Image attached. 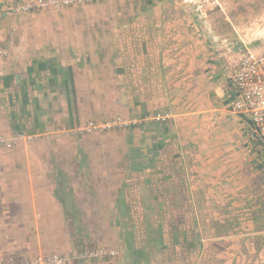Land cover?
<instances>
[{"label":"crops","instance_id":"0c3cea01","mask_svg":"<svg viewBox=\"0 0 264 264\" xmlns=\"http://www.w3.org/2000/svg\"><path fill=\"white\" fill-rule=\"evenodd\" d=\"M161 1L148 3L144 19H95L71 35H0V130L41 136L107 117L106 108L170 114L148 124L143 167L126 159L142 150L0 146V260L104 244L101 221L133 217L142 196L180 212L192 204L195 218L203 203L208 218L224 221L227 242L213 248L225 258L191 264H264V151L249 139L248 115L229 106L225 65L237 39L217 42L184 7Z\"/></svg>","mask_w":264,"mask_h":264},{"label":"rangeland","instance_id":"374dc122","mask_svg":"<svg viewBox=\"0 0 264 264\" xmlns=\"http://www.w3.org/2000/svg\"><path fill=\"white\" fill-rule=\"evenodd\" d=\"M7 1L9 0H0V3H2L0 4V24H5L4 28L1 27L2 25L0 26V35L5 36L8 40H15L18 36L48 37L71 35L80 31L82 22H87L91 25L95 22L92 20L95 19L98 21L105 19L106 23L108 21L144 19L146 14L148 15V12H144L148 7V3H160V0H107L100 3L46 8L27 13L13 14L11 0L9 4H6ZM213 1L215 3H212ZM166 2L184 7L191 16V19L198 26H201L207 35L212 37L211 39H215L217 42L220 41L223 44L221 41L223 37L231 39L235 36L238 39L240 36L246 43L248 42V48L257 52H264V0L161 1V3ZM228 21L232 22L234 26V28H231L232 32L228 31V26H226ZM18 25L20 26L18 27ZM246 27H250L251 29L247 31ZM236 51L237 49H234V52L230 53L231 58L235 55ZM6 55L7 53L4 56ZM105 111L108 112L109 116L101 118L92 117L74 124H63L61 127L57 126L54 129H47L44 131L46 133L41 136H38V133L33 134L21 130H0V133L11 135L14 132H22L33 135L31 140H18V142L13 144L15 148L114 149L124 153L129 150H134V152L142 150L139 155L134 156L131 154L128 157L126 156V159H133L131 161L133 167H143L145 163H148V156H145V152L143 151H147L150 143L153 141L152 133L148 137V124L161 125L169 120V112L144 111V113L139 114L118 111L117 113L110 108H106ZM156 112L168 113L169 117L158 121L148 120V118L143 119V117H148V115ZM116 114L137 117L141 120L132 126L95 131L88 134H71L64 131V129L82 125L89 120H103ZM42 137L46 138L43 139ZM157 148H161V145H158ZM89 158L96 159V157ZM100 158L110 157L104 156ZM91 162L92 167L97 163L105 164L104 161ZM137 169L142 170L143 168ZM107 173L109 176H112L110 169L107 170ZM137 173V178L143 180L144 175H148L150 172L146 170ZM138 190L144 193L147 189L140 188ZM136 205L137 210L131 218L114 221L106 219L101 221V229L107 230L104 234L106 240L104 244L84 246L73 254L76 255L78 252L86 249L102 248L115 251V255L101 259L83 258L81 264H84L86 261L98 262L101 260L107 262V264H134L136 260L143 262L141 264H148V260L155 262L163 260L167 261L166 264H179V262L191 264L193 260L207 262L223 260L227 255L224 249L221 251L214 250L217 245H224L227 242L224 240L228 239V237L220 234L222 230L221 225L224 221L218 220L215 216L208 218L210 214H204L208 212V208L205 210V204L202 203L200 205L199 218H195L196 215L193 216L192 204L186 203L183 206L184 209L180 212V206L179 211H177V205L157 203L154 199L140 196V202Z\"/></svg>","mask_w":264,"mask_h":264},{"label":"built area","instance_id":"2783aa9c","mask_svg":"<svg viewBox=\"0 0 264 264\" xmlns=\"http://www.w3.org/2000/svg\"><path fill=\"white\" fill-rule=\"evenodd\" d=\"M107 0H18L11 5L12 12L27 13L46 8H60L73 5L100 3ZM212 3H215L213 1ZM250 27H246L248 31ZM223 43L226 40H222ZM238 48L235 55L225 65L227 83L233 91L234 98L229 102L232 111L248 115L251 126L249 139L257 143L264 151V52H257L248 48V42L240 36L236 41ZM227 45V44H225ZM233 46H235L233 44ZM230 48V47H229ZM231 49H229L230 51ZM1 53L6 51L0 50ZM169 117L168 113L156 112L143 119L163 120ZM141 119L116 114L103 120H89L82 125L64 129L66 133H92L115 128H124L137 124ZM33 135L14 132L11 135L0 133V146L10 147L18 140H31ZM115 255L113 250L102 248L86 249L76 255L64 252L39 253L32 257H7L0 260V264H81L83 258L101 259Z\"/></svg>","mask_w":264,"mask_h":264}]
</instances>
